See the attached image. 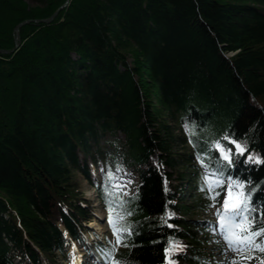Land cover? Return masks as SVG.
Masks as SVG:
<instances>
[{"label": "trees", "instance_id": "trees-1", "mask_svg": "<svg viewBox=\"0 0 264 264\" xmlns=\"http://www.w3.org/2000/svg\"><path fill=\"white\" fill-rule=\"evenodd\" d=\"M64 2L0 0V49ZM20 36L0 53V264L59 263L58 223L78 239L93 217L77 178L93 183L89 160L139 168L123 257L160 264L171 236L186 246L178 264H203L198 226L182 218L194 172L184 124L264 157V0H70ZM155 155L165 168L141 167ZM226 172L251 180L264 211V164ZM167 179L178 184L165 191Z\"/></svg>", "mask_w": 264, "mask_h": 264}, {"label": "snow or ice", "instance_id": "snow-or-ice-1", "mask_svg": "<svg viewBox=\"0 0 264 264\" xmlns=\"http://www.w3.org/2000/svg\"><path fill=\"white\" fill-rule=\"evenodd\" d=\"M184 128L186 132L190 133V139L194 140L195 136L191 133L193 126L186 122ZM221 139L229 143L224 144ZM221 139L212 140L208 145V147L218 152L216 158L218 167L206 165L203 157L208 154L207 149L196 153L197 161L208 169L202 177L201 190L205 191L206 195L210 194L209 198L212 200V205H215L217 203L215 197L219 195L216 189L220 186L226 188V195L222 198V209L220 207L216 209V216L219 219L218 227L227 242L225 251L230 249L235 253L230 258L231 264H247V261L252 260L253 257L264 253V211L254 206L252 192L256 188L247 187L252 183L251 180L248 177L225 176L224 170L247 166L249 163L264 164V157L254 153L244 142L232 136H224ZM193 146L197 147L196 144ZM234 155L238 158V163H234ZM101 171L104 170L101 169ZM113 179V173L108 170L105 177L106 183L111 185ZM122 188L127 191L126 187L118 182L113 189L103 188L105 203L108 205V220L115 236L114 242L109 241L110 247L101 250L102 258L107 261V264H135L132 256H117L120 246L128 247L125 239L126 234H132V229L129 226L119 223L124 216L131 215L124 208L125 201L118 197L113 200L108 199L113 192L118 193ZM167 190L165 185V191ZM133 198H135L134 194ZM175 215L176 213L171 211L165 204L162 214L158 217L160 224L167 225L170 228L173 227L170 218ZM213 231H216V229L213 228ZM185 247L184 244L169 236L159 256L160 264H177L176 253L181 252ZM243 253H247V255ZM259 262L264 264V255H259Z\"/></svg>", "mask_w": 264, "mask_h": 264}, {"label": "rangeland", "instance_id": "rangeland-1", "mask_svg": "<svg viewBox=\"0 0 264 264\" xmlns=\"http://www.w3.org/2000/svg\"><path fill=\"white\" fill-rule=\"evenodd\" d=\"M21 23V22H20ZM119 137H121L120 134H118ZM152 165L158 167V168H165V166L163 164H158V160H157V156H153L151 159ZM143 168H148L147 166H142ZM167 170V168H166ZM206 171V170H205ZM100 174V171L98 172V175ZM175 177V176H174ZM78 181L80 182L81 185V189H83V191L85 192L81 197L86 199V202L92 207L94 208V214L96 215V218L92 220V222L89 223V241L93 240V236L92 233L94 232V229H98L99 230V237H106V233L110 232L109 229L107 230V225L106 223L102 222V217H103V209L101 208L100 205V201L99 198L97 197V193L96 190L94 188H92L90 186V184H87L86 181L83 180V178L78 177ZM116 178V175H115ZM174 179V178H173ZM130 181V182H129ZM117 182L120 185H123L126 187L127 191H124L123 188L122 190H120L121 192H123L126 195H131L135 192L136 190V185L138 183V174L131 169L130 172H126V173H120L117 176ZM168 184L171 183L176 184L174 180H169V182H167ZM117 184V183H116ZM171 186V185H170ZM187 190V189H186ZM189 191H187L184 194V203L191 205V206H197V202L191 197V189H188ZM225 193H226V188H225ZM195 208V212L193 214H187L185 219H193V220H200V222L202 223L205 219L207 220H219L218 217L216 216V209L217 207L214 206L212 207H206L204 209L194 207ZM101 218V219H100ZM210 222H206L205 226H209ZM207 228V227H206ZM200 229L203 230L202 225H200ZM107 230V231H106ZM204 232V230H203ZM205 233V232H204ZM110 235V234H109ZM208 238L211 239L210 243L207 245L208 249L212 252V261L213 264H231V255L228 252H224L225 247L220 245L217 241H215L213 239V237L210 235V233H208ZM104 237V239H105ZM73 245H75V247H73ZM76 249V251L78 250V252L80 253H85V257H84V262L83 264H92V262L94 261L93 258H90L86 255V248L84 246V244H79V243H75L72 242L70 247H69V255H70V259L71 257H73L72 255V250ZM57 257H58V261H61V254L59 252H56ZM69 260H65L62 261V264H71L68 262ZM71 262V260H70ZM222 262V263H221ZM45 263V262H43Z\"/></svg>", "mask_w": 264, "mask_h": 264}, {"label": "water", "instance_id": "water-1", "mask_svg": "<svg viewBox=\"0 0 264 264\" xmlns=\"http://www.w3.org/2000/svg\"><path fill=\"white\" fill-rule=\"evenodd\" d=\"M70 0H65L64 4L58 9L56 10L51 16H49L48 18H43V19H27L22 21L21 23H19L15 28H14V42H15V46L12 49L9 50H4V49H0V53L2 54H10L13 53L19 46L21 43V36H20V30L24 25H27L29 23H44V24H49L51 23L55 17L58 15L59 11L63 8H65L68 4H69Z\"/></svg>", "mask_w": 264, "mask_h": 264}, {"label": "bare ground", "instance_id": "bare-ground-1", "mask_svg": "<svg viewBox=\"0 0 264 264\" xmlns=\"http://www.w3.org/2000/svg\"><path fill=\"white\" fill-rule=\"evenodd\" d=\"M6 86V85H5Z\"/></svg>", "mask_w": 264, "mask_h": 264}]
</instances>
